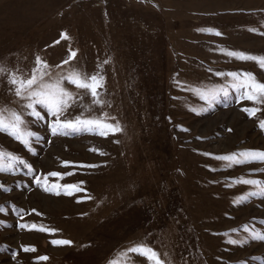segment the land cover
I'll return each instance as SVG.
<instances>
[{
  "label": "rangeland",
  "instance_id": "obj_1",
  "mask_svg": "<svg viewBox=\"0 0 264 264\" xmlns=\"http://www.w3.org/2000/svg\"><path fill=\"white\" fill-rule=\"evenodd\" d=\"M261 33L264 0H0V64L30 73L39 56L53 76L70 67L100 72L107 104L88 112L86 95L65 116L107 113V122L122 128L106 136L87 128L53 136L52 117L36 121L25 109L41 138L32 140L35 154L0 133V148L34 170L17 164L0 173V264H147L135 253L117 255L140 242L168 264H264V241L252 239L264 232V196L241 200L259 188L239 182L264 181V163L216 159L264 151V104L238 100L226 75L252 72L264 82L257 63L226 55H264ZM7 81L0 76V106L19 112L25 102L17 103ZM221 88L228 95L210 105L200 98ZM245 107L261 111L251 117ZM53 184L81 190H44Z\"/></svg>",
  "mask_w": 264,
  "mask_h": 264
},
{
  "label": "snow or ice",
  "instance_id": "obj_2",
  "mask_svg": "<svg viewBox=\"0 0 264 264\" xmlns=\"http://www.w3.org/2000/svg\"><path fill=\"white\" fill-rule=\"evenodd\" d=\"M205 31V30H202ZM209 33L220 35L219 32H214L212 29H207ZM250 31H255L250 29ZM264 35V33H261ZM226 55L234 57L242 61H253L257 65L264 69V55H253L243 51H228ZM76 56V52H71L68 59L64 60V64H69L70 61ZM108 61H105L107 63ZM57 67H61L58 65ZM50 66L47 62L41 60L39 56L36 57L35 66L31 69L30 73H20L19 69L16 71H10L7 66L0 64V76L7 75L8 84L11 86L10 92L19 98L17 103L24 101L20 104L21 111H17L14 108H10L7 105L0 106V133H5L12 137L14 140L20 142L29 151L35 154V150L32 147V140L38 142L41 138L37 133L30 130L28 122L25 120L26 115L33 118L36 121L45 119V116L52 117L53 119L48 124L53 136L58 134H67L66 129L78 131L81 128H87L88 130H96V133L101 136H106L109 133L115 134L122 131V128L117 121L115 124L108 123V114L104 113L102 118H84L83 113L80 116H76L73 119H68L65 113L69 108L78 105V100L83 99V96H91V104L85 109L88 112L93 111V105L103 108L107 102L102 99L101 89L104 88V76L100 72L88 73L83 69L77 67H70L66 73L57 72L53 76L49 70ZM218 75H225L218 73ZM231 77L232 90L241 93L238 100H248L255 105L264 104V82L257 79L256 75L252 72H229L226 74ZM65 82L70 85H74L78 90L77 92L70 91L65 87ZM79 90H83L82 94ZM228 88H221L219 90H206L200 92V98L207 104H211L216 97L223 93L228 95ZM110 106V105H108ZM242 111L248 113L249 116L254 117L256 113L261 111L259 107L243 108ZM62 117H64L62 119ZM111 120H116L115 117H110ZM259 127L264 130V119L259 121ZM231 131V129H229ZM104 153H101L103 155ZM207 155V154H206ZM216 159L229 162V166L232 164H247V163H264V151L245 149L240 152H234L223 156H218ZM22 165L28 169V172H33L32 166L28 164L22 157L16 153L9 152L4 148H0V173L14 172L16 165ZM68 162H65L67 166ZM81 167H96L95 165H81ZM72 173L60 174L57 172H50L48 176L60 177L63 179L64 175H71ZM48 176L44 177L47 181ZM36 182H40V178L36 177ZM245 185H255L259 188L258 192H250L247 195L241 197V200H247L248 196H264V181H258L253 179L240 180ZM83 183V182H81ZM0 187H3L0 185ZM60 188L66 190L64 194L72 195V189L80 191L76 184L58 185L53 184L51 187H45V191L52 192L55 195H60ZM9 189H4L8 191ZM35 211V210H33ZM264 223V221H262ZM21 227H27L21 225ZM32 227H36L33 225ZM40 231H55L48 230L42 226L38 229ZM247 230V229H246ZM235 231V230H233ZM252 239L264 241V232L254 233ZM53 244L56 245H71L70 240H53ZM229 243L237 244L241 243L237 240H230ZM25 251H35L34 248H25ZM129 253H135L146 259L147 264H168L167 261L161 259V254L154 250L147 244L140 242L127 248L125 251L118 253V257L122 260H126ZM40 259H48L47 257H40ZM108 264H121V260L112 259L108 261Z\"/></svg>",
  "mask_w": 264,
  "mask_h": 264
}]
</instances>
